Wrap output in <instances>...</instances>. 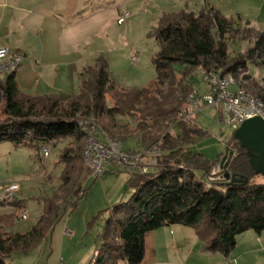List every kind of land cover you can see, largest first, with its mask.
Here are the masks:
<instances>
[{"label":"trees","instance_id":"trees-1","mask_svg":"<svg viewBox=\"0 0 264 264\" xmlns=\"http://www.w3.org/2000/svg\"><path fill=\"white\" fill-rule=\"evenodd\" d=\"M239 23V19L208 5L164 14L153 34L159 44L153 57L156 78L137 89H126L116 82L104 54L82 69L79 91L68 99L23 92L17 81L21 65L0 76V144L34 148L36 159L41 161L42 144L69 139L59 157L63 164L59 185L52 193L37 197L42 206L37 223L26 232L0 230V264H15L12 260L17 254L39 246L70 203L76 204L74 197L86 193L81 185L88 170L86 134L79 124L82 117L95 118L114 140L132 137L133 130L118 117H133L144 129L146 147L161 142L156 165L146 173L132 174L127 185L132 196L110 209L94 264H141L148 234L163 226H191L203 242V251L227 257L240 234L251 229L259 234L264 231V181L254 180L256 175H264L254 171L246 149L233 134V145L229 146L233 155L228 151L208 159L202 153L187 154L196 139L208 132L179 116L183 110L190 111L187 100L199 85L195 82L199 67L234 76L251 66L264 68V29L240 28ZM241 39L251 45L231 55V43ZM177 65L183 68L177 70ZM251 83L252 88L259 86L254 75ZM225 155L230 172L249 177V182L232 183L223 177L207 190L201 178H206ZM12 204L23 205L17 198Z\"/></svg>","mask_w":264,"mask_h":264},{"label":"rangeland","instance_id":"rangeland-1","mask_svg":"<svg viewBox=\"0 0 264 264\" xmlns=\"http://www.w3.org/2000/svg\"><path fill=\"white\" fill-rule=\"evenodd\" d=\"M205 4L215 5L226 16L239 19L240 28L264 29V0H0V47H20L26 55L17 75L19 86L26 93H54L57 84L65 86L74 76L78 92L79 75H74L75 66L80 64L78 59L81 55L82 59L92 55L83 60L86 66L92 63L96 53L107 58L112 77L119 85L137 89L148 86L157 75L153 57L159 44L153 34L160 18L186 7L199 10ZM126 11L131 12L130 18L119 24L116 19ZM250 45L246 39L231 43L230 54L245 51ZM176 68L181 70L183 66ZM11 70L2 69L0 76ZM56 71L62 76L55 83ZM251 72L264 84V68L251 66ZM195 82L201 83L200 75L195 77ZM88 119L102 127L95 118ZM118 120L128 125L133 134L126 140H114L108 135L112 141L129 151L148 148L143 144L144 129L133 117L119 116ZM190 120L208 134L198 137L187 154L202 153L208 159H215L221 153L231 152L234 129L221 120L214 106L204 105ZM68 143L69 139H65L51 144V154L44 163L36 159L34 148L0 144V193L4 184L14 181L20 184L17 195L26 199L15 216L9 214L17 210L14 204L0 203V214L7 213L0 226L8 221L9 231L26 232L37 223L42 212L37 197L52 193L59 185L63 169L59 157ZM226 163L225 155L210 173L218 168L216 177H220L221 165ZM130 177V173L118 170L113 162L99 176L88 168L81 183L86 193L74 197L73 201L78 199L76 204L70 203L64 217L39 246L17 254L12 263L94 264L110 209L133 194L127 190ZM254 180L262 182L264 177L256 175ZM25 207L28 218L17 220L19 211ZM178 227L187 231L163 226L147 236V256L142 264L160 261L162 264H264V231L259 234L251 229L240 234L236 248L227 257L220 252L203 251V242L193 227Z\"/></svg>","mask_w":264,"mask_h":264},{"label":"built area","instance_id":"built-area-1","mask_svg":"<svg viewBox=\"0 0 264 264\" xmlns=\"http://www.w3.org/2000/svg\"><path fill=\"white\" fill-rule=\"evenodd\" d=\"M130 16L131 12L126 11L116 20L119 24H123ZM23 60L22 54L11 52L8 47H0V72L4 68L13 69L19 66ZM198 73L201 76V83L188 97L187 104L190 111L180 112L179 116L182 119H191L192 114L204 105L214 106L220 112L221 120L231 126L234 131L250 118L259 116L264 119V84L258 82L259 86L252 88L251 68L238 76L204 67H199ZM200 85H203L205 89L202 90ZM79 124L86 134L84 159L94 175L99 176L111 162L117 166L118 170L126 171L131 175L146 173L153 165H156L157 156L161 153L160 141L153 143L147 149L129 151L112 141L98 123L82 117ZM50 154V144H42L39 148L41 162H46ZM217 169L215 168L206 178H201L207 190L216 187L215 182L225 177L223 165L220 168V177H216ZM19 190L20 184L17 182L4 184L3 191L0 193V202L12 203L17 198ZM28 216L27 208H22L17 220L27 219Z\"/></svg>","mask_w":264,"mask_h":264},{"label":"water","instance_id":"water-1","mask_svg":"<svg viewBox=\"0 0 264 264\" xmlns=\"http://www.w3.org/2000/svg\"><path fill=\"white\" fill-rule=\"evenodd\" d=\"M234 137L240 142V146L246 149L248 159L252 168L257 174L264 175V119L262 117H253L242 123L234 131ZM234 152L231 151L230 155ZM225 177L228 181L248 183L249 177L238 176L231 173L228 164L223 165Z\"/></svg>","mask_w":264,"mask_h":264},{"label":"crops","instance_id":"crops-1","mask_svg":"<svg viewBox=\"0 0 264 264\" xmlns=\"http://www.w3.org/2000/svg\"><path fill=\"white\" fill-rule=\"evenodd\" d=\"M205 5H208V4H205ZM208 6H214V7H216V8H218L217 6H215V5H208ZM191 8V7H190ZM192 9V8H191ZM219 9V8H218ZM219 10H221V9H219ZM222 12V11H221ZM10 51L11 52H15V53H21L22 55H24V53H23V50L20 48V47H16V48H14V49H10ZM100 53H96V54H94V56L92 57V63L94 62V60H95V58L99 55ZM25 57H26V55H24ZM92 56V55H91ZM91 56H90V54L89 55H86L83 59H82V55L80 56V58L78 59V62L80 63V64H78V66L76 65L75 66V70H74V75H76L77 73H78V75H79V73L82 71V69L85 67V65L83 66V60H86V59H90L91 58ZM81 59V60H80ZM24 62V61H23ZM23 62H22V64H23ZM91 63V64H92ZM22 64H21V66H22ZM73 64V63H72ZM75 65V64H74ZM89 65V64H88ZM83 66V68H81ZM87 66V65H86ZM21 69V67L19 68V70ZM19 70H18V72H19ZM17 75H18V73H17ZM62 76V73L61 72H55V75H54V77H55V83H56V81L60 78ZM75 82H76V78H75V76L71 79V81H69V83L68 84H66L65 86L62 84V85H58L57 84V90H55V92L53 93V92H43V93H31V94H35V95H38V94H58L61 98H63V99H68V98H70V97H72L73 95H75V94H77V84H75ZM0 96H1V93H0ZM7 143H10V142H7ZM12 144V143H11ZM13 145V144H12ZM17 199L18 200H20L21 202H22V204L23 205H25L26 204V199H22V198H20L18 195H17ZM1 203V202H0ZM22 205V206H23ZM39 205H41L40 203H39ZM16 208H17V210H15L14 212H9V214L11 215H13V216H15V214H17L18 213V207L17 206H15ZM41 214H42V212H41ZM41 214L39 215V218H40V216H41ZM5 215H7V213L5 214H0V218L1 219H3L2 221H0V224H1V222H3V221H5L4 219H5ZM10 224V223H9ZM9 224H8V221H6V224L3 226H0V228L1 229H6L5 230V232H8L10 229H9ZM178 226H183V225H180V224H175V225H171V227H172V230L174 231V230H176V228H177V230H181V228H182V230L183 231H187V229H185V227H178ZM31 227H29L28 228V230L30 229ZM178 228H180V229H178ZM171 230V231H172ZM151 233V232H150ZM149 233V234H150ZM148 234V235H149ZM146 256H147V251H146ZM146 256H145V258H146ZM145 260V259H144ZM143 263V262H142ZM141 263V264H142ZM154 264H162V262L160 261V262H158V263H154Z\"/></svg>","mask_w":264,"mask_h":264}]
</instances>
